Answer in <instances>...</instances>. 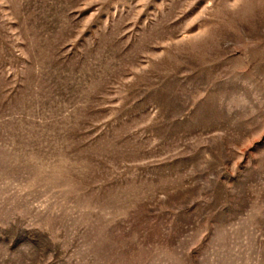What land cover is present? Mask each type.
<instances>
[{
	"label": "rangeland",
	"instance_id": "1",
	"mask_svg": "<svg viewBox=\"0 0 264 264\" xmlns=\"http://www.w3.org/2000/svg\"><path fill=\"white\" fill-rule=\"evenodd\" d=\"M0 264H264V0H0Z\"/></svg>",
	"mask_w": 264,
	"mask_h": 264
}]
</instances>
